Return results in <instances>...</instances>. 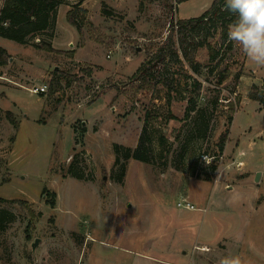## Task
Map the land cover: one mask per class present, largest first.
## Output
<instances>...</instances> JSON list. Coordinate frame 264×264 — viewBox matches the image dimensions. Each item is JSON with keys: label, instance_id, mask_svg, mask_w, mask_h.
<instances>
[{"label": "rangeland", "instance_id": "374dc122", "mask_svg": "<svg viewBox=\"0 0 264 264\" xmlns=\"http://www.w3.org/2000/svg\"><path fill=\"white\" fill-rule=\"evenodd\" d=\"M213 1L67 0L52 31L25 44L0 37L10 54L0 66V209L12 214L0 227V264H220L224 238L239 232L255 246L243 245L241 264H264V208L250 200L264 199V182L225 188L264 173V103L253 99L264 97V67L218 20L164 48L174 21ZM76 4L86 9L82 33L66 17ZM144 127L151 163L126 159ZM184 198L196 209L178 208Z\"/></svg>", "mask_w": 264, "mask_h": 264}, {"label": "trees", "instance_id": "16d2710c", "mask_svg": "<svg viewBox=\"0 0 264 264\" xmlns=\"http://www.w3.org/2000/svg\"><path fill=\"white\" fill-rule=\"evenodd\" d=\"M67 0H4L2 7L0 9V37L11 40L16 43L25 44L27 41L33 37L41 36L48 31H52L56 25L58 9L62 4ZM188 0H176L177 4L183 3ZM225 0H214L210 8L206 10L201 16L196 18L189 19H179L174 21L171 26V30L164 42L165 50L170 49L171 44L173 43L174 37L177 38V45L179 48L184 47L186 44V39L188 35L194 31L201 30L206 28L213 20L221 21L224 38H227V32L229 25L232 24L236 16L224 10ZM84 14H86V9L81 8V4H76L72 9H70L67 14V21L73 25L79 33H82V22H84ZM40 44L37 45L38 48L45 49L51 52L59 51L54 50L50 43L40 40ZM202 45H205L208 49L211 59H215L218 56V52L210 42H202ZM177 51V50H176ZM74 53L72 52L71 55ZM10 59V54L8 51L0 46V66H4L8 63ZM197 70V66H194ZM88 74L91 73V70H86ZM230 76V71L226 69L221 78L219 79V84H222ZM253 97V96H252ZM264 103V97L259 96L253 98ZM196 100H191V106L187 109L186 116L189 117L190 113L196 109ZM237 102H232L229 100L227 102V107L229 111L234 114L236 111ZM9 120L18 127V123L14 120L13 114L8 111L6 112ZM233 120L232 116L230 117V122ZM229 129L223 132L217 143L218 154L215 157H219L225 150L226 144L228 142ZM144 137H146V127H144V132L140 137L138 147L135 151L126 150L125 154L126 159L134 158L136 160L151 163V157L153 151L151 148L143 149ZM166 141L165 138H162V143ZM121 146L115 145L114 152L116 155V163L120 161V150ZM150 153V154H149ZM216 159V158H215ZM210 168L213 171L217 170L215 161L210 164ZM122 175H125L126 166L122 164ZM73 177L82 178L77 174H72ZM48 195L47 203L52 207H55L56 204V194L53 192H48L43 190V195ZM1 200V199H0ZM11 212L8 210L0 209V227L2 221L8 219L11 216Z\"/></svg>", "mask_w": 264, "mask_h": 264}, {"label": "clouds", "instance_id": "9594fccd", "mask_svg": "<svg viewBox=\"0 0 264 264\" xmlns=\"http://www.w3.org/2000/svg\"><path fill=\"white\" fill-rule=\"evenodd\" d=\"M224 10L236 16L228 28V40L240 46L255 65L264 67V0H225ZM220 264L241 262L225 258Z\"/></svg>", "mask_w": 264, "mask_h": 264}, {"label": "crops", "instance_id": "0c3cea01", "mask_svg": "<svg viewBox=\"0 0 264 264\" xmlns=\"http://www.w3.org/2000/svg\"><path fill=\"white\" fill-rule=\"evenodd\" d=\"M261 172V171H259ZM257 173V172H256ZM255 173V174H256ZM261 180L259 184H257L258 188H260L262 185V182H264V173L263 171L261 172ZM255 177V176H254ZM254 177H253V180H249L248 178H246V180H243L241 181L239 184H236V185H226L225 188L227 190H236L238 188V186H240V184H242V182H250L251 184L252 183H255L256 180H254ZM256 196L252 197L250 200L252 201L251 205L252 207L258 211L259 209H263L264 208V199L261 200L260 202L257 201V198H255ZM255 199V200H254ZM256 214V213H255ZM247 223L250 225L251 221L248 219ZM225 240H227V243H228V246L225 247V258H239L240 262L242 263L243 261V256H244V251H243V245H249L250 249L252 250H255V246L253 245L254 242L253 240H250L248 239L247 237V234L246 233H242V232H239V233H235V242H234V236L231 234L229 235L227 238H224ZM252 250V251H253Z\"/></svg>", "mask_w": 264, "mask_h": 264}, {"label": "built area", "instance_id": "2783aa9c", "mask_svg": "<svg viewBox=\"0 0 264 264\" xmlns=\"http://www.w3.org/2000/svg\"><path fill=\"white\" fill-rule=\"evenodd\" d=\"M33 93H45L47 92V86L44 85V86H41V87H36L32 90ZM177 207L178 208H184V209H187V210H195V206L192 204V202H190L188 199H180L178 202H177ZM199 249V248H198ZM202 251L208 249L206 247H202L201 248ZM191 264H195V262H192ZM207 264H210V263H207Z\"/></svg>", "mask_w": 264, "mask_h": 264}, {"label": "water", "instance_id": "95a60500", "mask_svg": "<svg viewBox=\"0 0 264 264\" xmlns=\"http://www.w3.org/2000/svg\"><path fill=\"white\" fill-rule=\"evenodd\" d=\"M260 177H261V172H258L255 180L259 181ZM36 243H37V241L35 242L34 246L36 245Z\"/></svg>", "mask_w": 264, "mask_h": 264}]
</instances>
